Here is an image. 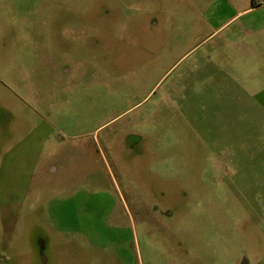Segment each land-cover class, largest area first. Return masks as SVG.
<instances>
[{"label":"rangeland","instance_id":"obj_1","mask_svg":"<svg viewBox=\"0 0 264 264\" xmlns=\"http://www.w3.org/2000/svg\"><path fill=\"white\" fill-rule=\"evenodd\" d=\"M262 25L264 0H0V264H264Z\"/></svg>","mask_w":264,"mask_h":264},{"label":"trees","instance_id":"obj_2","mask_svg":"<svg viewBox=\"0 0 264 264\" xmlns=\"http://www.w3.org/2000/svg\"><path fill=\"white\" fill-rule=\"evenodd\" d=\"M253 5H254V8L259 6L255 1H253Z\"/></svg>","mask_w":264,"mask_h":264},{"label":"flooded vegetation","instance_id":"obj_3","mask_svg":"<svg viewBox=\"0 0 264 264\" xmlns=\"http://www.w3.org/2000/svg\"><path fill=\"white\" fill-rule=\"evenodd\" d=\"M241 264H247V262L246 261H243V262H241Z\"/></svg>","mask_w":264,"mask_h":264},{"label":"crops","instance_id":"obj_4","mask_svg":"<svg viewBox=\"0 0 264 264\" xmlns=\"http://www.w3.org/2000/svg\"><path fill=\"white\" fill-rule=\"evenodd\" d=\"M262 5L258 6V7H261ZM257 8V7H256ZM264 27V25H262V28Z\"/></svg>","mask_w":264,"mask_h":264}]
</instances>
